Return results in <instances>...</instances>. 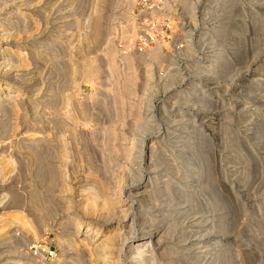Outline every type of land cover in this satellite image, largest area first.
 <instances>
[{"label":"rangeland","instance_id":"obj_1","mask_svg":"<svg viewBox=\"0 0 264 264\" xmlns=\"http://www.w3.org/2000/svg\"><path fill=\"white\" fill-rule=\"evenodd\" d=\"M103 1L105 0H98V1L97 0H94V1L92 0H79V1L78 0H41V1L39 0H16V1L15 0H0V9H2L0 10L1 11L0 21L2 20L3 16L5 17L6 15H11L7 20L4 21V24L0 25V29H5V28L10 29L9 28L10 25L15 21V23H13L12 24L13 26L11 27L14 29H17L20 36L18 35L19 37L17 36L15 38L14 37H11V38L14 40L13 42L19 41L20 45L26 48L22 50L25 53H27L26 59H28L27 60L28 63L31 60L30 62L31 64L30 63L28 64V65H31L28 70L26 69L28 67H24L23 69H15V71L13 70L15 74L11 71L7 72L6 69L5 70L3 69L0 72V80L7 81L18 87H21L20 90L18 91L21 93L19 94L15 93L13 95L15 97L13 99H15V102L18 105L17 108L15 107L11 108L12 104L10 105L9 101L7 100L0 102V104H5V105H8V107H10L9 109L7 108L6 112L4 110L0 111V120H1L0 123L1 124L3 123L2 125H0V151H1L0 153H2V155L0 154L1 155L0 157H4V158L11 157V160L13 159L14 162L13 161H10V162H13V165L15 164L14 166L13 165L6 166L9 168L8 169L5 167L6 162L4 163V161H7V160H2V161L0 160L1 161L0 166H3V167H0V171H1L0 172V185H1L0 186V217L3 216L4 214L5 215L4 218H1L2 221L5 218L10 219L11 216L15 214L16 212H18L19 210L18 213H20V216L23 215L22 219L26 221V223L29 224V226H27V229L29 227H30L29 230L36 229V236L28 237L27 234H22V231L20 233L19 229H21V227L18 224L13 223L11 225H4L3 227H0V232H2L0 234L2 236V237L0 236L2 238V241L0 239V241L2 242V244L0 242V247H1L0 248V255H1L0 262L1 264L3 263L4 264H33V263L38 264L41 261L43 263L41 262L40 264H44V262L45 264H57L56 261L54 260H56V258H58L60 254H64L67 257L66 264H74V262L71 261L72 259H69L71 258V256L74 257L75 255L73 254L72 247L69 248V251L64 253V251L61 250L57 239L60 233H64V231L68 232L69 229L67 227L69 228L71 227V226H67V225H70L68 223H65L67 227L64 224L62 225L59 224L61 220L65 218L67 215L70 216L71 218L79 216V218L81 217L82 221H87V222H90L93 219V218L91 219V217L88 218L87 216H85L83 211H81L82 209L80 208V205L78 206L79 202L82 200L81 198L82 195H80V191H82V189L80 186H82L83 188L84 186L87 185L86 182L88 183V185L87 187H84V188H88V186L90 188L91 186L89 184V180L88 179L85 180L84 178L89 177V176H90L89 179H93L91 178L93 176L96 178V180L97 178H99L100 181H103L111 189L113 188V184H116L119 179V182L122 183L123 181V186L127 187L130 181L127 179L128 180L127 182L126 177L131 173L132 169H135L136 167H138L135 159H133L132 157H129L130 160L129 158L125 159V156L124 157L121 156L122 154L120 155V152L114 151L113 153L114 149L110 147H112V145L113 147H117V145L121 147H127V146L131 147L132 146L131 147L133 150L132 152H135V153H132V156H134L139 150L138 149L139 145L141 143L144 144V145H141V148L142 146H144V158L138 162L139 166L142 168V171L144 173L146 172V168L150 164V160L148 157V154H149L148 147L151 146V144H153L156 147L160 146L162 150L164 146L168 147L170 145V142L172 141L173 137L185 136L187 135L188 132H192V130L199 131V129L202 130L200 133L202 136L199 134V136L192 139L193 141L190 140L191 143L190 141L188 142L190 146L192 145L194 146V145H198L197 142H199V140L200 142L203 141L202 143L204 144L200 143V147H198L200 148V150L198 149V152L200 153V160L202 163L207 160L206 162L203 163L204 164L203 166L205 168L204 171L207 173L202 172L205 174H200L202 175L200 176V181L197 183L195 182V185L197 187L200 186V189H201L200 194H199V198L201 201L198 200L200 201V203L199 202L196 203V206L199 208V209L197 208V210H200V213L199 214L196 212L195 213L197 215H200V220L202 218V221L204 222L202 227H200V231L201 229H203L202 231L205 235L203 234L204 236L203 235L201 236L202 233L200 232V243L201 241H204V240L213 241L215 238H216L215 241H217L218 243L216 245L213 243L212 245L208 243V245L206 246L207 248L210 246L208 250L209 254H205L206 257L205 258L201 257L199 260V259H194V257H197V254H194L195 251L191 250L192 246H190L192 244H196L195 238L189 237V239L186 240L184 243L182 242L183 244H181V242L178 243L176 238H172V239L168 238V240L164 239L159 246L155 245L156 246V259L159 260L158 263L165 264L166 261L168 262L170 258L172 257V255H170L167 252H164L163 250L166 247L169 248L170 246L171 247L173 245L176 246L177 244L175 248H177V250L179 251L181 250L180 252L182 253L178 257L179 260L182 259L183 261L185 260V262H187L189 261L190 258H193L192 259L193 264H213L214 262H212L213 260H211V258H213L212 254L218 253L217 251H220L221 248H224V247L228 250V254L233 255L235 252V254L238 255L236 258L237 261L235 264H258V263L264 264V256H263L264 255V132H263L264 131V0H229V1L228 0L227 1L226 0H188L189 2L186 0V2L188 3H186L184 0H180V1L179 0H148V5H153L150 9H156L155 11L158 13L160 18L162 19L172 18L176 20L178 19V17H180L182 19L181 21H184V27L182 29H179L180 27L178 29H130L131 24L133 22L135 24V13L138 8V5H137L138 0H106L104 3ZM96 2H99V7L101 6L100 8H98L99 10L97 9L98 6L96 7ZM228 5H232L231 7L235 8L236 10L233 9L234 11H232V8L230 6L228 7ZM67 6L69 7L67 8ZM95 8L97 9V11ZM101 8H102V12H101ZM11 10L14 12L12 13ZM48 11H51V12H48ZM97 12L102 15V20H103L102 26L103 25L105 26L102 27L104 32L102 33V37L100 36V38H98L99 42L98 41L94 42L96 41L94 37L89 36L90 34H92V28H90L91 27L90 23L92 22L91 21L92 20L91 17L93 16L92 14L97 13ZM218 15L221 17H219ZM76 18H78L79 20H77ZM19 20L22 22H20ZM76 21H81V22L79 23ZM10 22L11 24H9ZM75 22L77 24H75ZM84 22H87V23H84ZM78 24H81V26L80 25L77 26ZM25 25L28 26V28ZM30 25L32 28L29 27ZM20 26H23V27H20ZM38 26H39V29H38L39 31H37ZM227 26L229 28H227ZM40 28L42 29L40 30ZM89 28H90V31L88 30ZM29 30L31 31V34L33 33L32 37H29V35L31 36V34L29 33L30 32ZM26 31H28V33ZM131 33L132 34L135 33V35L134 34L132 35ZM176 33H179V34L181 33V34L179 35ZM202 36H205V37L202 38ZM89 37L94 39V41L91 39L92 41L90 40L91 42H89ZM147 37H148V41H146ZM5 41H7V38L2 39V36H0V50L1 51H2V47L7 46L6 44H4ZM57 42H61V43H57ZM66 42L67 44H65ZM156 43L157 45L159 44L162 45L161 53H163L162 54L163 58L161 57V59L159 58L158 60L156 59L154 60L153 58H151V56H148V52H147L148 51L147 48L150 49V47L156 46L155 45ZM70 44H72L73 47ZM85 44L87 45V47ZM66 45H68L67 48H66ZM217 45L219 47H217ZM44 46H46V48ZM188 46H189V49L190 47H192L191 50L188 49ZM62 49L63 51H61ZM67 49L69 51H67ZM78 49L79 51L81 50L80 53L78 52ZM45 50H47V52H45ZM218 50L220 52V56L218 57L219 61L217 60L215 63H213L214 61H211V60H213L216 57L215 54L218 53ZM81 52L84 54L82 55ZM41 53L43 56L42 58H39L38 55ZM61 54H64L63 58ZM126 54L127 55L129 54L130 57L133 59V64H130L131 61L128 58L126 59V56H125ZM166 54H169V55H166ZM46 58H48L49 61H46ZM55 58H57L56 61L54 60ZM43 59H44V62H43ZM109 61L114 64H111ZM71 62H73V64H71ZM77 63H79V65ZM81 63H83L84 65ZM126 63H128L129 65L128 64L126 65ZM89 64H91L92 67L89 66ZM80 65L82 67H80ZM158 65H161V66H158ZM111 66L114 67V70ZM127 66L129 67L126 68ZM60 67H62L63 69ZM71 67H73V70H68V69H72ZM89 68H92V69H89ZM125 69H128V71ZM198 69H200V71L204 69L205 70L204 73H206V75L204 73H202L204 76L201 74L197 75ZM209 69L211 70L214 69V70L213 72L212 71L210 72ZM17 70L18 72L19 71L20 72L18 73ZM40 70H42V73ZM76 70L79 72H76ZM70 71H74L73 76ZM2 72H3V75L1 74ZM66 72L69 74H67ZM122 72L124 74H122ZM125 73H127V75ZM36 74L37 76L39 75V77H37ZM54 74L55 76L53 77ZM86 74L88 75L90 74V75L88 76ZM130 74L132 76V77L130 76L131 77L130 79L132 80L127 81V77H129ZM147 74L150 75L151 77L148 76ZM6 75L9 77H7ZM16 75L20 77L23 76V78L25 77L24 79L26 80L22 78L23 79L22 81L20 77L16 79L15 78ZM78 75H81V76H78ZM133 75L135 76L137 75L138 76V77L136 76L137 79ZM215 76L219 78L215 79ZM27 77L29 79H27ZM113 77H116V78H113ZM118 77H120V79H118ZM19 78H20V82L21 83L23 82L22 84L19 83L18 81ZM60 78L62 79L60 80ZM67 80H68V83L66 82ZM113 81L115 85H113ZM121 81L125 83L123 84ZM126 83L129 84L127 88H126L127 86ZM58 84H60V86ZM195 86H196V89H198L197 92L193 91V89H195ZM111 87L114 93L110 92L112 91ZM62 88H66V89H62ZM121 88L123 90H121ZM124 88L128 90V92H126ZM200 88L207 90V92L202 93L203 90L200 91ZM51 90H52V93L50 95V98H52L53 95L54 96L57 95L56 97L51 99V100H54V102H50L49 100L50 98H48L49 96L48 94H50L49 92H51ZM123 94H124V97L122 96ZM43 95L44 97H42ZM118 95L119 97L117 98L116 96ZM16 96L19 98H16ZM207 96L210 98H208ZM114 97L117 98L118 100L115 99ZM41 98H43V100ZM187 98L189 99L186 100ZM181 99L185 100L186 102ZM210 99H213L214 101ZM46 101H49V102H46ZM60 101L62 102L61 104L59 103ZM71 101H74L73 102L74 104H72ZM86 101L88 102L87 104H86ZM103 101L104 103H102ZM170 101L171 102L174 101L175 103L174 102L171 103ZM68 104L70 108L68 107ZM83 104L85 106H89V105L91 106L85 107ZM59 105H62V106L58 107ZM72 105L73 106L75 105V107L72 108ZM133 106L135 108H133ZM86 108L88 109L86 110ZM10 109L12 111L15 109L17 110L16 112L12 113ZM3 111L5 114L3 113ZM9 111H11L10 112L11 115H9ZM54 111L56 112L55 114H54ZM65 112L66 114L71 113L70 114L71 116L72 114L74 115L73 116L74 122H71L70 124L69 119H68V122L66 121V118H64L63 116L65 115ZM122 112H123V115H121ZM182 112L184 113V117H183L184 121L187 120L190 122L186 121V124L183 128H180V127L172 128V126L176 125L172 121L175 118L179 119L180 118L179 116ZM110 114L111 116L112 115L113 116L110 117ZM36 115L38 118L36 117ZM55 115L63 116L62 119H65V124L62 125L61 123H59V125L58 124L56 125L55 123L54 125H56V127L54 128V125H53L54 121H50L49 123V120H52L53 116ZM96 115L98 116V118ZM4 116H7V118ZM138 116H141V117L138 118ZM40 117H41V120H40ZM48 118L49 120H47ZM58 118L61 119L60 116H58ZM89 118L91 120H89ZM150 118L152 119L154 125L156 126L157 124V126L154 129L144 134L141 128H137L139 127L138 125L139 122L137 121L135 122V119L136 120L142 119L140 121H143V120L146 121L147 119H150ZM83 120L86 122L87 126ZM110 120L113 124L110 122ZM73 123H75V125H73ZM64 125L65 127L68 125L69 128L68 127L67 129H65V127L63 128ZM72 125L74 127H72ZM114 125L116 128L114 127ZM49 127H51L52 129ZM192 127H194V129H192ZM72 128L74 129V131L71 130ZM39 129L40 131H42L41 133L42 135H44V137H46L47 141L44 139L43 142L38 143L35 140L31 139V134L33 132H37ZM69 129L72 132H70ZM107 129L108 131H105ZM116 130L118 134L115 135L116 133H114V136H113V132H116ZM91 131L92 133H90ZM103 131L105 132L103 133ZM28 132H29V135H27ZM96 133H98V136ZM47 134H51V135H47ZM92 134H95V135H92ZM60 136L63 138V140ZM192 136L194 135L192 134ZM23 137L24 139H21ZM47 137L49 139H47ZM112 137H113V140H111ZM120 137H122L123 139ZM25 138H27L28 140ZM90 138H92V141L90 140ZM125 138H128V140H126L125 142H122ZM203 139L206 141H204ZM6 140H8L9 143L6 142ZM21 140H24V142ZM85 140L89 142L87 143V141ZM27 141H29V143H27ZM57 141L59 142L57 143ZM112 142H114L115 144H113ZM59 143L62 146H60ZM62 143H65L66 145L65 144L63 145ZM89 143H92V144H89ZM28 145L29 146L32 145V148L28 147ZM63 146H66L67 148H64ZM38 147L40 150L38 149ZM62 147L63 149H66V150H63ZM20 148L22 150H20ZM43 148L44 150H47V151H49L50 148L51 150L46 153L43 150ZM104 148H107V150L103 151ZM30 149L36 150L37 152L39 151L41 156H45V157H42V159L46 160L45 163L50 164V165L52 164L53 167L57 165L58 168L59 167L62 168V169L60 168L58 169L56 167V169L60 171V174L56 175L58 177L56 178V182L57 181L61 182V185L58 184V182L57 183L54 182L53 184H55L56 186H53L52 189H50L51 187H49L50 186L49 183H51V181L49 180L51 177L49 176V174L44 171L39 172L38 167H39V170L41 169V167L37 166L39 165L38 163L37 164L31 163V165H33L31 166L29 163L30 160L29 159L25 160L27 158L26 153ZM62 150L66 153H64ZM40 151L41 152L44 151L43 154L45 155L41 154ZM3 153H6V156L3 155ZM117 153H119L118 155H120L121 157H118ZM10 154L11 156H8ZM60 154L61 155L64 154V155L61 156ZM65 154L67 155L68 158L66 157ZM105 154L106 156L104 157ZM86 155H91V156L93 155V156L87 157ZM53 157H57V158L53 159ZM58 157L60 160H58ZM204 157L206 158L205 160H204ZM202 158H203V161H202ZM16 159H19V160H16ZM186 159H182V162H184ZM105 160L106 161L110 160V161L106 162ZM115 160L117 161L115 162ZM7 162L9 163V161ZM25 162L28 163V165H26ZM111 162H113V164H111ZM185 162L182 163V165L185 164ZM8 163L6 164L7 165L11 164V163L9 164ZM98 163L100 166L96 165ZM29 165L31 166V168ZM105 165H106L107 173L105 170ZM24 167L25 168L27 167V168L25 169ZM97 167L98 169L100 168L99 169L100 171L99 170L95 171ZM1 168H4V169L1 170ZM20 168H23V170L25 171H23ZM35 169L37 173L35 172ZM90 169H93V171L92 170L91 171L93 173L95 172L94 173L95 175L96 174L98 175V173H100L101 175L100 174L98 176L93 175ZM108 170L110 171L108 172ZM13 171L15 174L13 173ZM61 171H63L62 174H61ZM88 171L90 172L91 175H87L89 173ZM121 171L123 172L121 173ZM4 172H6V174ZM34 173L35 175H33ZM41 173H43L46 177L43 175L45 178L41 179L42 177L40 176L42 175H39ZM108 173L110 174L112 173V174L110 175ZM247 174L249 175L247 176ZM203 176L205 177L206 180H203L204 179ZM207 176L209 179L207 178ZM59 178L60 180H57ZM46 180L49 181L47 182L49 185V186L47 185L48 187L45 186V184H47ZM62 181L66 183L65 184V187L67 186L66 190L70 189L72 190V193L71 191L66 192V190H64L65 187L62 188L64 186V183ZM206 181H208L209 183ZM43 183L45 184L43 185ZM123 186L121 187V189L123 190L122 199L125 202L124 204H126L130 201V198L128 197L127 194L124 195V191L126 187H123ZM60 189L61 191H63V193L60 191ZM51 191L53 193H51ZM64 191L67 193V195L65 194ZM13 192L14 194H11ZM36 195H39V196L35 198ZM211 197H217L219 202L221 200V204L219 205H223V204L224 205L216 209L215 208L216 204L214 202H211V200H209ZM76 198L79 199L80 201L79 200H78L79 202L76 201L77 200ZM45 199L53 200V201L51 200L53 205L52 203H49L50 208H52L51 210L48 209L49 208L48 205L47 206L44 205L46 204V202L50 200L46 201ZM67 201L71 202L72 204L76 202L74 205L77 204V206L71 205L70 207H68L67 204L64 203ZM206 203L207 204L212 203V204L207 205ZM60 204L61 206H59ZM35 205L38 207H36ZM65 205L67 208L65 207ZM34 207H36L38 210L35 211ZM138 207L139 206L136 205V208ZM221 207L223 210L221 209ZM53 209L55 210L57 209V212ZM44 210H47V211H44ZM217 210L218 211L220 210V211L218 212ZM41 211L44 213H42ZM48 211L49 212L51 211V213H48ZM4 212H7V213H4ZM39 214H41V217L46 216L44 220L43 218L39 216ZM83 214H84V217H83ZM218 214L221 216H219ZM26 215L27 217H25ZM193 216H194L193 214L189 215L187 220H192ZM213 216L215 217V219L213 218ZM39 219H42L43 222L42 220L39 221ZM221 219L227 221L226 222L227 231L224 232V234L216 233L214 229L208 228V227H212L211 225L221 224L222 223ZM1 224L2 223L0 222V226H2ZM56 227L58 229L61 228V230H56L57 229ZM102 227H103L102 229H104V226ZM65 228H67L68 230H64ZM1 229H3L4 232L1 231ZM17 229L19 232L17 231L18 233L16 232V235L12 236V234L15 232L14 230H17ZM56 231L60 233H58L57 235ZM7 233L9 235H7ZM2 234H4V236ZM4 237H7V238H4ZM28 239H30L29 242H28ZM4 241L6 243H4ZM7 244H9L10 246L12 245V246L10 247ZM2 247L3 248L5 247L6 250H4ZM182 247H184L183 248L184 252H182L183 251ZM14 248H16L15 251L17 250L19 252H15ZM10 249L13 252H11ZM230 251L232 253H230ZM68 252L73 255L69 254ZM186 252L188 253L189 257L186 255L187 254ZM81 253L82 252H80V254H78L77 256L81 255ZM165 253H167V255ZM85 254L79 257H82V256L84 257L86 256ZM39 256H41L42 258ZM36 259L38 260V262ZM5 260H7L8 262ZM82 264H85V263L83 262Z\"/></svg>","mask_w":264,"mask_h":264},{"label":"bare ground","instance_id":"obj_2","mask_svg":"<svg viewBox=\"0 0 264 264\" xmlns=\"http://www.w3.org/2000/svg\"><path fill=\"white\" fill-rule=\"evenodd\" d=\"M16 1V0H15ZM39 1H41V0H39ZM79 1V0H78ZM92 1H94V0H92ZM98 1V0H97ZM106 1V0H105ZM105 1H103V3L105 2ZM180 1V0H179ZM185 2H186V0H184ZM188 1V0H187ZM227 1V0H226ZM229 1V0H228ZM68 2V1H67ZM70 2V1H69ZM72 2V1H71ZM100 2V1H99ZM99 2H96V7H97V9L98 8H100L99 7ZM102 2V1H101ZM189 2V1H188ZM188 2H186V3H188ZM218 2H220V1H218ZM238 2V1H237ZM240 2V1H239ZM2 3V2H1ZM10 3V2H9ZM25 3V2H24ZM97 3H98V5H97ZM229 3V2H228ZM233 3V2H232ZM231 3V4H232ZM8 4V3H7ZM55 4V3H54ZM71 4V3H70ZM101 4V3H100ZM212 4V3H211ZM103 5V4H102ZM107 5V4H106ZM111 5V4H110ZM185 5V4H184ZM183 5V6H184ZM189 5H191V4H189ZM188 5V6H189ZM63 6V5H62ZM212 6V5H211ZM225 6V5H224ZM231 7L232 5H228V7ZM5 7V6H4ZM4 7H2V8H4ZM52 7V6H51ZM69 6H67V8H68ZM73 7V6H72ZM129 7V6H128ZM185 7V6H184ZM219 7H220V5H219ZM223 7V6H222ZM221 7V8H222ZM232 8V11H234V10H236L235 8H233V7H231ZM96 9V8H95ZM97 9H96V11H97ZM104 9H105V7H104ZM188 9V8H187ZM225 9H226V7H225ZM234 9V10H233ZM0 10H2V9H0ZM13 10V9H12ZM11 10V11H12ZM63 10V9H62ZM61 10V11H62ZM74 10V9H73ZM99 10V9H98ZM107 10V9H106ZM204 10V9H203ZM227 10H229V9H227ZM8 11V10H7ZM190 11H192V10H190ZM1 12V11H0ZM10 12V11H9ZM14 11H12V13H13ZM48 12H51V11H48ZM101 12H102V8H101ZM214 12V11H213ZM20 13V12H19ZM92 13V12H91ZM107 13V12H106ZM207 13H208V11H207ZM239 13V12H238ZM2 14V13H1ZM7 14H8V12H7ZM50 14V13H49ZM70 14V13H69ZM72 14V13H71ZM97 14V15H96ZM221 14H223V13H221ZM230 14V13H229ZM246 14V13H245ZM46 15V14H45ZM93 16L91 17V27L90 28H92V34H90L89 36H93L94 37V39L96 40V41H94V39H92L91 37H89V42H91L92 40L94 41V42H97L98 41V38H100V36L102 37V33L104 32V30H103V26H105V25H103L102 26V15L100 14V13H94V14H92ZM211 15V14H210ZM255 15V14H254ZM11 15H6L5 17L3 16V18H2V20L0 21V25H2V24H4V21L5 20H7L9 17H10ZM13 16V15H12ZM42 16H44V15H42ZM68 16V15H67ZM216 16V15H215ZM214 16V17H215ZM219 16V15H218ZM223 16V15H222ZM253 16V15H252ZM39 17V16H38ZM94 17V18H93ZM219 17H221V16H219ZM19 18V17H18ZM65 18V17H64ZM67 18V17H66ZM218 18V17H217ZM21 19V18H20ZM75 19V18H74ZM77 20H79L78 18H76ZM22 20V19H21ZM34 20V19H33ZM39 20V19H38ZM53 20V19H52ZM86 20H88V19H86ZM90 20V19H89ZM104 20H105V18H104ZM114 20V19H113ZM223 20V19H222ZM232 20V19H231ZM260 20V19H259ZM20 21V20H19ZM36 21V20H35ZM54 21V20H53ZM108 21V20H107ZM226 21V20H225ZM257 21V20H256ZM18 22V21H17ZM16 22V23H17ZM20 22H22V21H20ZM25 22V21H24ZM34 22V21H33ZM76 22H81V21H76ZM75 22V24H77ZM106 22V21H105ZM104 22V23H105ZM260 22V21H259ZM262 22V21H261ZM13 23H15V21L13 22ZM12 23V24H13ZM71 23V22H70ZM84 23H87V22H84ZM89 23V22H88ZM224 23V22H223ZM258 23V22H257ZM9 24H11V22L9 23ZM10 25V29H7V28H5V29H0V36H2V39H6L7 38V41H5L4 42V44H6L7 46L6 47H2V51L0 50V72L4 69H6V71L7 72H13V70L15 71V69H23L24 67H28V68H26L27 70L29 69V67L31 66V65H28L30 62H31V60H30V62L28 63V59H26V55H27V53H25L22 49H26V48H24V47H22L21 45H20V42L19 41H17V42H13L14 40L11 38V37H17L18 35H19V33H18V30L17 29H14V28H12L11 26H13V25ZM19 24V23H18ZM90 24H89V26H90ZM246 24V23H245ZM244 24V25H245ZM20 25V24H19ZM18 25V26H19ZM23 25V24H22ZM32 25V24H31ZM31 25L29 26V27H31ZM40 25V24H39ZM81 26V24H78L77 26ZM230 25V24H229ZM234 25V24H233ZM257 25H259V24H257ZM26 26V25H25ZM43 26H45V25H43ZM72 26V25H71ZM73 26H74V24H73ZM86 26V25H85ZM88 26V25H87ZM15 27V26H14ZM17 27V26H16ZM20 27H23V26H20ZM27 28H28V26H26ZM41 27V26H40ZM66 27V26H65ZM131 27H132V25H131ZM263 27V26H262ZM261 27V28H262ZM32 28V27H31ZM34 28V27H33ZM71 28V27H70ZM78 28V27H77ZM90 28L88 29L89 31H90ZM179 28V27H178ZM227 28H229L228 26H227ZM19 29V28H18ZM30 29V28H29ZM35 29V28H34ZM39 29V26L37 27V31H39L38 30ZM42 28H40V30H41ZM60 29V28H59ZM259 29V28H258ZM23 30V29H22ZM21 30V31H22ZM31 30V29H30ZM29 30V31H30ZM33 31V30H32ZM36 31V30H35ZM34 31V32H35ZM66 31V30H65ZM70 31V30H69ZM27 33H28V31H26ZM60 32V31H59ZM80 32V31H79ZM87 32V31H86ZM136 32V31H135ZM244 32H246V31H244ZM249 32V31H248ZM30 34H31V31L29 32ZM61 33V32H60ZM137 33V32H136ZM224 33V32H223ZM223 33H221V34H223ZM59 34V33H58ZM84 34H85V32H84ZM132 34V33H131ZM134 35H135V33H133ZM132 34V35H133ZM176 34H179V33H176ZM181 34V33H180ZM179 34V35H180ZM203 34V33H202ZM251 34V33H250ZM38 35V34H37ZM104 35V34H103ZM7 36V37H6ZM20 36V35H19ZM18 36V37H19ZM28 36V35H27ZM33 36V33L31 34V36L29 35V37H32ZM36 36V35H35ZM60 36H62V35H60ZM237 36V35H236ZM4 37H6V38H4ZM10 38V40H9V38ZM75 37V36H74ZM85 37V36H84ZM83 37V38H84ZM96 37V38H95ZM203 37H205V36H202V38ZM44 38V37H43ZM68 38V37H67ZM66 38V39H67ZM73 38V37H72ZM246 38V37H245ZM27 39V38H26ZM29 39V38H28ZM92 39V40H91ZM52 40V39H51ZM50 40V41H51ZM80 40V39H79ZM85 40V39H84ZM91 40V41H90ZM58 41V40H57ZM100 41H101V39H100ZM40 42V41H39ZM55 42V41H54ZM67 42H69V41H67ZM67 42L65 43V44H67ZM71 42V41H70ZM72 42H73V40H72ZM99 42V41H98ZM238 42V41H237ZM57 43H61V42H57ZM56 43V44H57ZM63 43V42H62ZM85 43H86V41H85ZM49 44V43H48ZM64 44V43H63ZM88 44V43H87ZM46 45V44H45ZM58 45V44H57ZM60 45V44H59ZM71 46H72V44H70ZM79 45V44H78ZM86 45V44H85ZM91 45V44H90ZM97 45V44H96ZM129 45H130V43H129ZM156 46H152V47H150V49L149 48H147L148 49V56H151V58H153L154 60L156 59V60H158L159 58L161 59V57H162V54L163 53H161V47H162V45H157V43L155 44ZM67 46L68 45H66V48H67ZM189 46H191V45H189ZM189 46H188V49H189ZM214 46V45H213ZM37 47H39V46H37ZM45 48H46V46H44ZM58 47V46H57ZM73 47V46H72ZM86 47H87V45H86ZM124 47V46H123ZM149 47V46H148ZM217 47H219L218 45H217ZM44 48V49H45ZM75 48V47H74ZM74 48H73V50H74ZM83 48V47H82ZM126 48V47H125ZM124 48V49H125ZM191 48L192 47H190V49L189 50H191ZM40 49V48H39ZM42 49H43V47H42ZM69 49V48H68ZM67 49V51H69ZM77 49V48H76ZM88 49V48H87ZM91 49V48H90ZM129 49V48H128ZM186 49V48H185ZM48 50V49H47ZM47 50H45V52H47ZM56 50H57V48H56ZM130 50V49H129ZM37 51V50H36ZM53 51V50H52ZM60 51V50H59ZM61 51H63V49L61 50ZM65 51V50H64ZM77 51V50H76ZM81 51V50H80ZM80 51H79V49H78V52L80 53ZM88 51V50H87ZM30 52V51H29ZM40 52V51H39ZM54 52V51H53ZM56 53V52H55ZM82 53V52H81ZM124 53V52H123ZM143 53V52H142ZM237 53H238V51H237ZM31 54V53H30ZM44 54V53H43ZM46 54V53H45ZM64 54H65V52H64ZM64 54H61V56H62V58H63V56H64ZM68 54H70V53H68ZM84 53H82V55H83ZM108 54V53H107ZM222 54V53H221ZM225 54H227V53H225ZM240 54V53H239ZM37 55V54H36ZM81 55V56H82ZM117 55V54H116ZM145 55V54H144ZM166 55H169V54H166ZM216 55V57L213 59V60H211V61H214L213 63H215L217 60H218V57L220 56V52H219V50H218V53H216L215 54ZM235 55V54H234ZM39 56V58H42V53L41 54H39L38 55ZM56 56H58V55H56ZM55 56V57H56ZM72 56V55H71ZM111 56V55H110ZM126 56V59L128 58L130 61H131V63L130 64H133V59L130 57V55L128 54H126L125 55ZM223 56V55H222ZM226 57V56H225ZM32 58V57H31ZM53 58V57H52ZM75 58V57H74ZM83 58V57H82ZM163 58V57H162ZM167 58V57H166ZM221 58V57H220ZM34 59H36V58H34ZM56 59L57 58H55L54 60L56 61ZM60 59V58H59ZM93 59H95V58H93ZM228 59V58H227ZM36 60H38V59H36ZM68 60V59H67ZM66 60V61H67ZM84 60H85V58H84ZM115 60V59H114ZM135 60V59H134ZM163 60V59H162ZM46 61H49L48 60V58H46ZM46 61H45V63H46ZM60 61V60H59ZM64 61V60H63ZM82 61H83V59H82ZM89 61H91V60H89ZM111 61H113V60H111ZM161 61V60H160ZM219 61V60H218ZM43 62H44V59H43ZM52 62H54V61H52ZM68 62V61H67ZM76 62V61H75ZM77 62H79V61H77ZM96 62V61H95ZM94 62V63H95ZM110 62V61H109ZM115 62V61H114ZM34 63V62H33ZM39 63V62H38ZM48 63V62H47ZM58 63V62H57ZM66 63V62H65ZM85 63V62H84ZM94 63H92V64H94ZM111 63V62H110ZM117 63V62H116ZM135 63H136V61H135ZM156 63H157V61H156ZM159 63V62H158ZM218 63V62H217ZM31 64V63H30ZM56 64V63H55ZM67 64V63H66ZM71 64H73V62H71ZM78 65H79V63H77ZM81 64H83V63H81ZM111 64H114V63H111ZM128 63H126V65H127ZM142 64V63H141ZM34 65V64H33ZM37 65V64H36ZM43 65V64H42ZM61 65H63V64H61ZM75 65V64H74ZM84 65V64H83ZM88 65V64H87ZM86 65V66H87ZM129 65V64H128ZM211 65V64H210ZM227 65V64H226ZM229 65V64H228ZM39 66V65H38ZM68 66H70V65H68ZM73 66V65H72ZM77 66V65H76ZM89 66H91L92 67V65L91 64H89ZM114 66V65H113ZM115 66H116V64H115ZM132 66V65H131ZM158 66H161V65H158ZM36 67V66H35ZM56 67V66H55ZM66 67V66H65ZM74 67V66H73ZM73 67H71L72 69H68V70H73ZM80 67H82L81 65H80ZM110 67V66H109ZM112 67V66H111ZM119 67V66H118ZM129 66H127L126 68H128ZM147 67H149V66H147ZM199 67H200V65H199ZM216 67V66H215ZM60 68H62V67H60ZM67 68H69V67H67ZM75 68V67H74ZM84 68V67H83ZM96 68V67H95ZM113 68V70H114V67H112ZM116 68H117V66H116ZM120 68V67H119ZM118 68V69H119ZM131 68V67H130ZM133 68V67H132ZM161 68V67H160ZM211 68V67H210ZM217 68V67H216ZM63 69V68H62ZM66 69V68H65ZM64 69V70H65ZM76 69V68H75ZM77 69H79V68H77ZM89 69H92V68H89ZM117 69V70H118ZM121 69V68H120ZM134 69V68H133ZM150 69V68H149ZM215 69V68H214ZM213 69V70H214ZM53 70V69H52ZM82 70V69H81ZM98 70H100V69H98ZM111 70V69H110ZM125 70H127L128 71V69H125ZM132 70V69H131ZM135 70V69H134ZM196 70V69H195ZM213 70H211V69H209V71L211 72H213ZM22 71V70H21ZM36 71V70H35ZM41 71V73H42V70H40ZM62 71V70H61ZM97 71V70H96ZM112 71V70H111ZM147 71V70H146ZM204 69L203 70H201L200 71V69H198V73H197V75H203L202 73H204ZM4 72V71H3ZM3 72L1 73L2 75H3ZM17 72H18V70H17ZM16 72V73H17ZM20 72V71H19ZM18 72V73H19ZM57 72H59V71H57ZM69 72V71H68ZM71 73H72V76H73V72L74 71H70ZM76 72H79V71H77L76 70ZM75 72V73H76ZM89 72V71H88ZM95 72V71H94ZM215 72V71H214ZM14 74H15V72H13ZM25 73V72H24ZM61 73V72H60ZM64 73V72H63ZM67 73V72H66ZM102 73V72H101ZM113 73V72H112ZM120 73V72H119ZM118 73V74H119ZM209 73V72H208ZM230 73V72H229ZM7 74V73H6ZM48 74V73H47ZM53 74V73H52ZM58 74V73H57ZM67 74H69V73H67ZM79 74V73H78ZM82 74V73H81ZM96 74V73H95ZM114 74V73H113ZM112 74V75H113ZM116 74H117V72H116ZM122 74H124L123 72H122ZM126 75H127V73H125ZM146 74V73H145ZM170 74H171V72H170ZM205 75H206V73H204ZM218 74V73H217ZM8 75V74H7ZM6 75V76H7ZM41 75V74H40ZM51 75V74H50ZM71 75V74H70ZM74 75H76V74H74ZM86 75H88V74H86ZM90 75V74H89ZM88 75V76H89ZM93 75V74H92ZM98 75V74H97ZM148 75V74H147ZM216 75V74H215ZM4 76H5V74H4ZM25 76V75H24ZM36 76H37V74H36ZM55 76V74L53 75V77ZM78 76H81V75H78ZM118 76H120V75H118ZM131 74L129 75V77H127V81H131L132 79H130L131 77ZM133 76H135V75H133ZM137 76V75H136ZM135 76V77H136ZM148 76H150V75H148ZM180 76V75H179ZM204 76V75H203ZM224 76V75H223ZM7 77H9V76H7ZM18 77H20V76H17L16 75V79L18 78ZM37 77H39V75L37 76ZM46 77H48V76H46ZM66 77V76H65ZM92 77V76H91ZM138 77V76H137ZM137 77H136V79H137ZM151 77V76H150ZM149 77V78H150ZM21 79L23 78V76L22 77H20ZM20 78H19V83H21L20 82ZM25 78V77H24ZM23 78V79H24ZM69 78V77H68ZM70 78H72V77H70ZM113 78H116V77H113ZM148 78V77H147ZM216 78H219V77H216L215 76V79ZM23 79H22V81H23ZM27 79H29L28 77H27ZM35 79V78H34ZM34 79H32V80H34ZM62 78H60V80H61ZM118 79H120V77H118ZM134 79V78H133ZM9 80V79H8ZM24 80H26V79H24ZM66 80V79H65ZM115 80V79H114ZM122 80V79H121ZM28 81V80H27ZM58 81V80H57ZM71 81V80H70ZM123 81V80H122ZM121 81V82H122ZM134 81V80H133ZM137 81V80H136ZM59 82V81H58ZM57 82V83H58ZM65 82V81H64ZM67 83H68V80L66 81ZM219 82V81H218ZM18 83V82H17ZM23 83V82H22ZM21 83V84H22ZM50 83V82H49ZM123 84L125 83V82H122ZM256 83V82H255ZM258 83H259V81H258ZM28 84V83H27ZM63 84V83H62ZM116 84H117V82H116ZM119 84H120V82H119ZM219 84V83H218ZM18 85V84H17ZM20 85V84H19ZM40 85V84H39ZM52 85V84H51ZM55 85V84H54ZM59 86H60V84H58ZM72 85V84H71ZM113 85H115L114 84V81H113ZM126 88L128 87V85L129 84H127L126 83ZM193 85V84H192ZM257 85V84H256ZM21 86V85H20ZM121 86V85H120ZM134 86V85H133ZM136 86V85H135ZM252 86V85H251ZM29 87V86H28ZM40 87V86H39ZM54 87V86H53ZM66 87V86H65ZM112 87H114V86H112ZM112 87H111V89H112ZM201 87V86H200ZM261 87V86H260ZM20 88L21 87H18V86H16V85H14V84H12V83H10V82H7V81H2V80H0V102H3V101H9V103H10V105L12 104V106H11V108L13 107H15V108H17V103L15 102V99H13V98H15L13 95L15 94V93H21V92H18L19 90H20ZM34 88V87H33ZM52 88V87H51ZM68 88H69V86H68ZM214 88V87H213ZM55 89V88H54ZM59 89V88H58ZM62 89H66V88H62ZM77 89V88H76ZM125 89V88H124ZM129 89V88H128ZM217 89V88H216ZM260 89V88H259ZM39 90H40V88H39ZM61 90V89H60ZM121 90H123L122 88H121ZM126 90V89H125ZM131 90V89H130ZM186 90V89H185ZM203 90V91H202ZM56 91V90H55ZM73 91V90H72ZM120 91V90H119ZM132 91V90H131ZM190 91V90H189ZM193 91L194 92H197L198 91V89H196V86H195V89H193ZM200 91H202V93H204V92H207V90H205V89H201L200 88ZM53 92H54V90H53ZM69 92V91H68ZM110 92H112V93H114L113 92V89H112V91H110ZM126 92H128V90H126ZM144 92V91H143ZM50 94H48L47 96H48V98H50V95H51V93H52V90H51V92H49ZM61 93V92H60ZM65 93H66V91H65ZM112 93H110V94H112ZM118 93H120V92H118ZM124 93V92H123ZM130 93H132V92H130ZM129 93V94H130ZM153 93V92H152ZM175 93V92H174ZM211 93V92H210ZM55 94V93H54ZM74 94V93H73ZM116 94V93H115ZM126 94V93H125ZM21 95V94H20ZM46 96V97H47ZM57 95H53L52 96V98H54V97H56ZM115 96V95H114ZM123 97H124V94L122 95ZM129 96H131V95H129ZM145 96V95H144ZM21 97V96H20ZM42 97H44V95L42 96ZM74 97V96H73ZM117 98L119 97V95L118 96H116ZM147 97V96H146ZM175 97H177V96H175ZM182 97V96H181ZM198 97V96H197ZM205 97V96H204ZM208 97V96H207ZM16 98H19V97H17L16 96ZM22 98V97H21ZM47 98V99H48ZM52 98H50L49 100H50V102H54V100H51ZM115 98V97H114ZM117 98H115V99H117ZM121 98V97H120ZM136 98H138V97H136ZM208 98H210V97H208ZM212 98V97H211ZM42 100H43V98H41ZM56 99V98H55ZM57 99H58V97H57ZM56 99V100H57ZM60 99V98H59ZM66 99V98H65ZM65 99H63V100H65ZM100 99H101V97H100ZM123 99V98H122ZM126 99V98H125ZM124 99V100H125ZM130 99V98H129ZM128 99V100H129ZM145 99V98H144ZM189 98H187L186 100H188ZM240 99V98H239ZM248 99V98H247ZM254 99V98H253ZM19 100V99H18ZM37 100V99H36ZM118 100V99H117ZM127 100V101H128ZM181 100H183V99H181ZM210 100H213V99H210ZM218 100V99H217ZM236 100V99H235ZM249 100V99H248ZM74 101H76V100H74ZM74 101H71L72 102V104H74L73 102ZM85 101V100H84ZM88 101V100H87ZM86 101V104L88 103ZM101 101V100H100ZM116 101V100H115ZM140 101V100H139ZM145 101V100H144ZM183 101H185V100H183ZM214 101V100H213ZM42 102V101H41ZM46 102H49V101H46ZM65 102V101H64ZM63 102V103H64ZM82 102V101H81ZM147 102V101H146ZM171 102V101H170ZM172 102H174V101H172ZM171 102V103H172ZM178 102H179V100H178ZM186 102V101H185ZM201 102V101H200ZM199 102V103H200ZM9 103H7V104H9ZM37 103H39V102H37ZM60 104L62 103L61 101L59 102ZM68 103H69V101H68ZM85 103V102H84ZM102 103H104V101L102 102ZM121 103V102H120ZM123 103V102H122ZM128 103V102H127ZM135 103V102H134ZM175 103V102H174ZM182 103V102H181ZM189 103V102H188ZM203 103V102H202ZM49 104V103H48ZM57 104V103H56ZM65 104V103H64ZM77 104V103H76ZM79 104V103H78ZM129 104H131V103H129ZM208 104V103H207ZM216 104V103H215ZM53 105V104H52ZM51 105V106H52ZM66 105V104H65ZM84 105V104H83ZM143 105V104H142ZM211 105V104H210ZM39 106V105H38ZM49 106V105H48ZM60 106H62V105H59L58 107H60ZM64 106V105H63ZM85 106V105H84ZM89 106H91V105H89ZM89 106H85V107H89ZM120 106V105H119ZM118 106V107H119ZM126 106V105H125ZM206 106V105H205ZM228 106H229V104H228ZM22 107V106H21ZM55 107V106H54ZM68 107H69V104H68ZM73 107H75V105L73 106L72 105V108ZM129 107V106H128ZM147 107H149V106H147ZM7 108L9 109L10 107H8V105H5V104H0V111L1 110H4L5 112H6V110H7ZM38 108V107H37ZM46 108V107H45ZM50 108V107H49ZM70 108V107H69ZM77 108V107H76ZM75 108V109H76ZM105 108V107H104ZM133 108H135L134 106H133ZM137 108V107H136ZM139 108V107H138ZM218 108V107H217ZM35 109V108H34ZM44 109V108H43ZM51 109V108H50ZM58 109H60V108H58ZM88 108H86V110H87ZM118 109V108H117ZM116 109V110H117ZM11 110V109H10ZM16 110L17 109H15V110H11L12 111V113L13 112H16ZM49 110V109H48ZM53 110H55V109H53ZM63 110V109H62ZM62 110H61V112H62ZM68 110V109H67ZM82 110H84V109H82ZM86 110H84V111H86ZM141 110V109H140ZM214 110V109H213ZM4 111H3V113H4ZM11 111H9V115H11L10 114V112ZM35 111V110H34ZM37 111V110H36ZM39 111V110H38ZM43 111H45V110H43ZM47 111V110H46ZM64 111V110H63ZM90 111H92V110H90ZM110 111V110H109ZM120 111V110H119ZM123 111V110H122ZM60 112V113H61ZM74 112V111H73ZM77 112V111H76ZM79 112V111H78ZM94 112V111H93ZM96 112H98V111H96ZM103 112H105V111H103ZM117 112V111H116ZM130 112V111H129ZM19 113V112H18ZM24 113V112H23ZM37 113V112H36ZM48 113H50V112H48ZM56 112L54 111V114H55ZM75 113V112H74ZM89 113V112H88ZM95 113V112H94ZM133 113V112H132ZM131 113V114H132ZM5 114V113H4ZM3 114V115H4ZM22 114V113H21ZM26 114V113H25ZM42 114V113H41ZM44 114V113H43ZM53 114V113H52ZM59 114V113H58ZM71 113H69V114H66V112H65V115H63L64 116V118H66V121L68 122V119H69V123L71 124V122H74V119H73V114H72V116L70 115ZM78 114V113H77ZM80 114V113H79ZM92 114V113H91ZM136 114V113H135ZM138 114V113H137ZM142 114V113H141ZM256 114V113H255ZM46 115V114H45ZM57 115V114H56ZM53 116V118H52V120H49V118L47 119V120H49V123H50V121H54L53 122V125L56 123V125L58 124L59 125V123H61L62 125L63 124H65V119H62L63 118V116H61V115H58V116H60V118L61 119H59L58 118V116ZM93 115V114H92ZM91 115V116H92ZM102 115V114H101ZM105 115V114H104ZM109 115V114H108ZM117 115H118V113H117ZM121 115H123V112H122V114ZM120 115V116H121ZM133 115V114H132ZM44 116V115H43ZM50 116V115H49ZM80 116V115H79ZM97 116V115H96ZM113 116V115H112ZM111 116V114H110V117H112ZM126 116V115H125ZM150 116V115H149ZM168 116V115H167ZM179 116V115H178ZM189 116V115H188ZM4 117H6L7 118V116H4ZM4 117H3V119H4ZM9 117V116H8ZM36 117H37V115H36ZM45 117V116H44ZM51 117H52V115H51ZM93 117V116H92ZM102 117V116H101ZM105 117V116H104ZM115 117V116H114ZM136 117V116H135ZM139 117H141V116H138V118ZM180 118L178 119V118H175L172 122L174 123V124H176L175 126H172V128H177V127H180V128H183L184 126H185V124H186V121L187 120H185L184 121V119H183V117H184V113L182 112L181 114H180V116H179ZM227 117V116H226ZM38 118V117H37ZM36 118V119H37ZM77 118V117H76ZM95 118V117H94ZM97 118H98V116H97ZM100 118V117H99ZM108 118V117H107ZM117 118V117H116ZM123 118H125V117H123ZM147 118H149V117H147ZM229 118V117H228ZM84 119V118H83ZM88 119V118H87ZM93 119V118H92ZM121 119V118H120ZM126 119H128V118H126ZM125 119V120H126ZM137 119V118H136ZM135 119V122L137 121V122H139L138 123V125H139V127H137V128H141V130L143 131V133L145 134V133H147V132H149L150 130H152V129H154L156 126H157V124H156V126L154 125V123H153V121H152V119L150 118V119H147L146 121L145 120H143V121H140V120H142V119H139V120H136ZM205 119V118H204ZM211 119V118H210ZM226 119V118H225ZM252 119V118H251ZM7 120V119H6ZM9 120V119H8ZM19 120V119H18ZM30 120V119H29ZM40 120H41V117H40ZM80 120V119H79ZM89 120H91L90 118H89ZM105 120V119H104ZM124 120V121H125ZM160 120V119H159ZM158 120V121H159ZM190 120V119H189ZM192 120V119H191ZM232 120V119H231ZM3 121H5V120H3ZM13 121V120H12ZM84 121V120H83ZM96 121V120H95ZM100 121V120H99ZM103 121V120H102ZM167 121V120H166ZM0 122H1V120H0ZM9 122V121H8ZM16 122V121H15ZM18 122V121H17ZM78 122V121H77ZM85 122V121H84ZM97 122V121H96ZM110 122H111V120H110ZM120 122V121H119ZM121 122H123V121H121ZM128 122V121H127ZM134 122V121H133ZM134 122V123H135ZM187 122H190V121H187ZM48 123V124H49ZM108 123V122H107ZM112 123V122H111ZM129 123H130V121H129ZM165 123V122H164ZM168 123H170V122H168ZM173 123H171V124H173ZM191 123H192V121H191ZM3 124V123H2ZM1 123H0V125H2ZM17 124V123H16ZM28 124V123H27ZM47 124V125H48ZM85 124H86V122H85ZM101 124H102V122H101ZM109 124V123H108ZM113 124V123H112ZM119 124V123H118ZM127 124V123H126ZM133 124V123H132ZM194 124V123H193ZM197 124V123H196ZM207 124V123H206ZM6 125V124H5ZM5 125H3V126H5ZM19 125V124H18ZM39 125H40V123H39ZM56 125H54V128L56 127ZM73 125H75V123H73ZM72 125V127H74ZM98 125V124H97ZM104 125H106V124H104ZM103 125V126H104ZM136 125V124H135ZM166 125V124H165ZM37 126V125H36ZM44 126V125H43ZM85 126V125H84ZM86 126H87V124H86ZM108 126V125H107ZM120 126V125H119ZM124 126V125H123ZM192 126V125H191ZM206 126V125H205ZM220 126V125H219ZM53 127V126H52ZM65 127V125L63 126V128ZM67 127H68V125L65 127V129H67ZM114 127H115V125H114ZM171 127V126H170ZM187 127V126H186ZM19 128V127H18ZM31 128V127H30ZM47 128H48V126H47ZM49 128H51V127H49ZM54 128H53V130H54ZM69 128V127H68ZM116 128V127H115ZM169 128V127H168ZM191 128V127H190ZM34 129V128H33ZM52 129V128H51ZM76 129V128H75ZM109 129V128H108ZM108 129L107 130H105V131H108ZM111 129V128H110ZM171 129V128H170ZM187 129V128H186ZM192 129H194V127H192ZM196 129V128H195ZM229 129V128H228ZM70 130V129H69ZM72 131H74V129L72 128L71 129ZM70 130V132H72ZM100 130V129H99ZM118 130V129H117ZM117 130H116V132H113V136H114V133H116L115 135H117L118 134V132H117ZM180 130V129H179ZM232 130V129H231ZM24 131H26V130H24ZM28 131H29V129H28ZM105 131H103V133L105 132ZM172 131V130H171ZM176 131V130H175ZM187 131V130H186ZM200 131V132H199ZM199 131H197V130H195V131H193L192 130V132H188L187 133V135H185V136H177V137H173V139H172V141L170 142V145L168 146V147H163L162 148V150H161V147L160 146H158V147H156V146H154L153 144H151V146H149L148 148V157H149V160H150V164L148 165V167L146 168V172H144L143 173V171H142V168L139 166V161H141L143 158H144V146H142V148H141V145H144V144H140L139 145V147H138V151H137V153L134 155V156H132V153H135V152H132L133 150H132V146L130 147V146H127V147H121V146H119V145H117V147H113V145H112V147H110V148H113L112 150H113V153H114V151H117V152H120V155L121 156H125V159H127V158H129V157H132L133 159H135L136 160V164L138 165V167H133V168H135V169H132L131 170V173L126 177V180L128 179L129 181H130V183L127 185V187L126 186H123V181H122V183L121 182H119V179H118V182L116 183V184H113V190L110 188V187H108L107 186V184H105L103 181H100V179L99 178H97V180H96V178L93 176V175H95L92 171H93V169H90V171H91V173L93 174L92 176L93 177H91V178H93V179H89V177H85L84 179L86 180V179H88L89 180V184L91 185L90 186V188H89V186H88V188H84V187H87V185H88V183L86 182V186H84L83 188H82V186H80L81 187V189H82V191H80V195H82V200L80 201L79 199H77L76 201H78L79 202V204H78V206L80 205V208L82 209L81 211H83V213L85 214V216H87L88 218H90L91 217V221L90 222H87V221H82L81 220V217L79 218V216H76V217H74V218H71L70 216H66L65 218H61L62 220H61V222L59 223L60 225H62V224H64L65 225V223H68V224H70V225H67V226H71L70 228L69 227H67L66 225V227L69 229H67V228H65L64 230H68V232L66 231H64V233H60V232H58V231H56L57 232V235H58V233H60L59 235H58V244H59V246H60V248H61V250L62 251H64V253H66L67 251H69V248H71L72 247V251H73V254H75L74 255V257H72L71 255H73V254H71L72 253V251H71V253H69V254H71L70 256H71V258H69V259H72L71 261H73L74 262V264H82L83 262L85 263V264H162V263H158V259H156V246H159L160 244H161V242L164 240V239H166V240H168V238H170V239H172V238H176V240L178 241V243H180L181 242V244H183L186 240H188L189 239V237H191V238H195V243L196 244H192V245H190V246H192L191 247V250H194L195 251V253L194 254H197V257H194V259H199L200 260V258L201 257H203V258H205L206 257V255L205 254H209V247L207 248V246L206 245H208V243H210L211 245H212V243L213 244H217L218 242L217 241H215V239L213 240V241H201V243H200V232L202 233L201 234V236L204 234L203 233V229H201V231H200V227H202V225L204 224V222L202 221V218H201V220H200V215H197L196 213H200V210H197V206H196V203H200V198H199V194H200V191H201V189H200V186L199 187H197L196 185H195V182L197 183V182H199L200 181V176H202V175H200V174H205V173H207V172H205L204 170H205V168H204V162H206V161H204L203 163L201 162V160H200V153L198 152V149L200 150V148H198V147H200V143L201 144H204V143H202L203 141H201L200 142V140H199V142H197L198 143V145H192V146H190L189 144H188V142L191 140V141H193L192 139L193 138H195V137H197V136H199V134L201 133V131L202 130H200L199 129ZM42 131H40V129L37 131V132H31L32 134H31V139L32 140H35L36 142H38V143H41V142H43V140L45 139L46 140V137H44V135H42V133H41ZM98 132V131H97ZM122 132V131H121ZM174 132V131H173ZM264 132V131H263ZM49 133V132H48ZM82 133V132H81ZM90 133H92V131L90 132ZM94 133V132H93ZM108 133V132H107ZM120 133V132H119ZM53 134V133H52ZM88 134V133H87ZM97 134V136H98V133H96ZM124 134V133H123ZM128 134V133H127ZM127 134H125V135H127ZM140 134V133H139ZM185 134V133H184ZM192 134L194 135V136H192ZM27 135H29V132L27 133ZM47 135H51V134H47ZM74 135V134H73ZM81 135V134H80ZM85 135V134H84ZM83 135V136H84ZM92 135H95V134H92ZM91 135V136H92ZM105 135V134H104ZM107 135V134H106ZM180 135V134H179ZM201 135V134H200ZM203 135H204V133H203ZM231 135V134H230ZM229 135V136H230ZM45 136H46V134H45ZM82 136V137H83ZM90 136V137H91ZM109 136V135H108ZM146 136V135H145ZM202 136V135H201ZM200 136V137H201ZM260 136V135H259ZM13 137V136H12ZM30 137V136H29ZM61 137V136H60ZM76 137V136H75ZM96 137V136H95ZM111 137V136H110ZM110 137H108V138H110ZM125 137V136H124ZM144 137V136H143ZM208 137V136H207ZM62 138V137H61ZM73 138V137H72ZM105 138H107V137H105ZM120 138H122V137H120ZM119 138V139H120ZM202 138V137H201ZM230 138V137H229ZM21 139H24V137L23 138H21ZM25 139H27V138H25ZM47 139H49L48 137H47ZM56 139H57V137H56ZM116 139V138H115ZM118 139V140H119ZM123 139V138H122ZM121 139V140H122ZM143 139V138H142ZM205 139H206V137H205ZM208 139V138H207ZM226 139V138H225ZM11 140V139H10ZM28 140V139H27ZM54 140V139H53ZM62 140H63V138H62ZM79 140V139H78ZM90 140L92 141V138H90ZM95 140V139H94ZM108 140H110V139H108ZM111 140H113V137H112V139ZM126 140H128V138H125L122 142H125ZM170 140V139H169ZM204 140V139H203ZM209 140V139H208ZM21 141H23L24 142V140H21ZM31 141V140H30ZM47 141V140H46ZM81 141V140H80ZM85 141H87V140H85ZM102 141H104V140H102ZM101 141V142H102ZM191 141H190V143H191ZM204 141H206V140H204ZM6 142H8V140H6ZM26 142V141H25ZM53 142V141H52ZM59 141H57V143H58ZM89 141H87V143H88ZM107 142V141H106ZM111 142V141H110ZM115 142V141H114ZM114 142H112L113 144H115ZM119 142V141H118ZM166 142V141H165ZM4 143V142H3ZM9 143V142H8ZM13 143V142H12ZM27 143H29V141H27ZM97 143V142H96ZM138 143V142H137ZM164 143V142H163ZM206 143V142H205ZM31 144V143H30ZM63 145L65 144V143H62ZM74 144V143H73ZM89 144H92V143H89ZM119 144H121V143H119ZM123 144H125V143H123ZM160 144V143H159ZM196 144V143H195ZM20 145V144H19ZM57 145V144H56ZM59 145H60V143H59ZM66 145V144H65ZM98 145V144H97ZM96 145V146H97ZM104 145V144H103ZM107 145V144H106ZM105 145V146H106ZM138 145V144H137ZM206 145V144H205ZM13 146V145H12ZM38 146V145H37ZM60 146H62V145H60ZM67 146H69V145H67ZM93 146H94V144H93ZM102 146V145H101ZM123 146V145H122ZM161 146H163V145H161ZM202 146H204V145H202ZM201 146V147H202ZM28 147H31L32 148V145H28ZM46 147V146H45ZM44 147V148H45ZM64 148H67L66 146H63ZM63 147H62V149H63ZM88 147V146H87ZM86 147V148H87ZM104 147V146H103ZM109 147V146H108ZM130 147V148H129ZM10 148V147H9ZM12 148V147H11ZM17 148V147H16ZM26 148V147H25ZM44 148H43V150H44ZM59 148V147H58ZM70 148V147H69ZM85 148V149H86ZM91 148H93V147H91ZM38 149H39V147H38ZM37 149V150H38ZM48 149V148H47ZM61 149V148H60ZM192 149V150H191ZM11 150V149H10ZM19 150V149H18ZM20 150H22L21 148H20ZM40 150V149H39ZM49 150V149H48ZM50 150H51V148H50ZM49 150V151H50ZM63 150H66V149H63ZM62 150V151H63ZM73 150V149H72ZM89 150H90V148H89ZM94 150V149H93ZM105 150H107V148H104V150L103 151H105ZM110 150V149H109ZM137 150V149H136ZM46 153L47 152H49V151H47V150H44ZM43 151V152H44ZM101 151V150H100ZM1 152V151H0ZM7 152H9V151H7ZM41 152V151H40ZM43 152H41V154H43ZM64 152V151H63ZM62 152V153H63ZM85 152V151H84ZM11 153V152H10ZM20 153V152H19ZM55 153V152H54ZM53 153V154H54ZM64 153H66V152H64ZM109 153V152H108ZM254 153V152H253ZM256 153V152H255ZM1 155H2V153H0ZM23 154V153H22ZM56 154V153H55ZM68 154V153H67ZM88 154V153H87ZM91 154V153H90ZM97 154V153H96ZM96 154H94V155H96ZM104 154V153H103ZM116 154V153H115ZM119 153H117V155H118ZM0 155V156H1ZM3 155H5L6 156V153H3ZM43 155H45V154H43ZM61 155V154H60ZM64 155V154H63ZM63 155H61V156H63ZM66 155V154H65ZM108 155V154H107ZM120 155H118V157H121ZM204 155V154H203ZM256 155V154H255ZM8 156H11V154L10 155H8ZM24 156V155H23ZM50 156H52V155H50ZM59 156V155H58ZM87 157L88 156H91V155H86ZM93 156V155H92ZM91 156V157H92ZM106 156V154L104 155V157ZM116 156V155H115ZM235 156V155H234ZM26 159L25 160H30L29 161V163H30V165H31V163H33V164H39V165H37V166H40L41 167V169L39 170V167H38V171L40 172H46V173H48L49 174V176L51 177L50 178V180L49 181H51V183H49L50 184V186L48 185V183L47 182H49V181H47L46 180V183L47 184H45V183H43V185L45 184V186L46 187H51L50 189H52V187L53 186H56L55 184H53L54 182L55 183H57L56 182V178H58L56 175L57 174H60V171L59 170H57L56 169V167H57V165H55L54 167L52 166V164L50 165V164H47V163H45V161L46 160H44V159H42V157H45V156H41L40 155V153H39V151L37 152L36 150H29V151H27V153H26ZM66 157H67V155H66ZM66 157H64V158H66ZM110 157V156H109ZM187 159H186V158ZM54 158H57V157H53V159ZM61 158V157H60ZM68 158V157H67ZM95 158V157H94ZM206 158H207V156H206ZM205 157H204V160L206 159ZM51 159V158H50ZM102 159H104V158H102ZM182 159H186L184 162H185V164H183L182 165V163H184V162H182ZM0 160L2 161V160H7V161H9V163H11V164H9L7 161H4V163L6 162V163H8L9 165H7L6 163H5V167L6 166H11V165H13V159L11 160V157L10 158H4V157H0ZM16 160H19V159H16ZM21 160V159H20ZM58 160H60L59 159V157H58ZM66 160V159H65ZM67 160H69V159H67ZM95 160V159H94ZM93 160V161H94ZM99 160H101V159H99ZM123 160V159H122ZM129 160H130V158H129ZM233 160V159H232ZM1 161H0V164H1ZM10 161H13V162H10ZM52 161V160H51ZM106 161V160H105ZM107 161H110V160H107ZM106 161V162H107ZM117 160H115V162H116ZM202 161H203V158H202ZM19 162V161H18ZM17 162V163H18ZM21 162V161H20ZM47 162H49V161H47ZM54 162H56V161H54ZM60 162H62V161H60ZM92 162V161H91ZM95 162V161H94ZM128 162V161H127ZM133 162V161H132ZM3 163V162H2ZM26 163V162H25ZM96 163V162H95ZM102 163V162H101ZM202 163V164H201ZM246 163H248V162H246ZM20 164V163H19ZM56 164V163H55ZM71 164V163H70ZM104 164V163H103ZM102 164V165H103ZM106 164V163H105ZM111 164H113V162H111ZM116 164V163H115ZM114 164V165H115ZM201 164V165H200ZM250 164V163H249ZM15 165V164H14ZM13 165V166H14ZM23 165H25V164H23ZM26 165H28V163H26ZM29 165V166H30ZM90 165V164H89ZM88 165V166H89ZM96 165H98V166H100L99 165V163L98 164H96ZM120 165V164H119ZM122 165H123V163H122ZM136 165V166H137ZM205 165H207V164H205ZM18 166V165H17ZM22 166V165H21ZM31 166H33V165H31ZM31 166H30V168H31ZM60 166V165H59ZM93 166V165H92ZM104 166V165H103ZM112 166V165H111ZM0 167H3V166H0ZM16 167V166H15ZM206 167V166H205ZM207 167H209V166H207ZM250 167V166H249ZM6 168H8V167H6ZM25 168V167H24ZM27 168V167H26ZM25 168V169H26ZM58 168V167H57ZM60 168V167H59ZM58 168V169H59ZM102 168H104V167H102ZM118 168H120V167H118ZM126 168V167H125ZM2 169H4V168H1V170ZM9 169V168H8ZM14 169V168H13ZM20 169H22L23 170V168H20ZM37 169V168H36ZM36 169H35V172L37 173V171H36ZM60 169H62V168H60ZM100 169V168H99ZM98 169V167L95 169V171L97 170H99ZM110 169V168H109ZM230 169V168H229ZM263 169V168H262ZM7 170V169H6ZM30 170H32V169H30ZM66 170V169H65ZM104 170V169H103ZM105 170H106V165H105ZM208 170H209V168H208ZM23 171H25V170H23ZM59 171V172H58ZM100 171V170H99ZM110 170H108V172H109ZM238 171V170H237ZM1 172V171H0ZM8 172V171H7ZM22 172V171H21ZM33 172V171H32ZM62 172L63 171H61V174H62ZM66 172V171H65ZM89 172V171H88ZM112 172V171H111ZM123 171H121V173H122ZM127 172H128V170H127ZM126 172V173H127ZM202 172H205V173H202ZM247 172V171H246ZM5 174H6V172H4ZM13 173H14V171H13ZM26 173H27V171H26ZM87 173V172H86ZM104 173V172H103ZM106 173H107V170H106ZM234 173V172H233ZM240 173V172H239ZM1 174H3V173H1ZM15 174V173H14ZM100 173H98V175H99ZM108 174H110V173H108ZM112 174V173H111ZM110 174V175H111ZM210 174V173H209ZM250 174V173H249ZM249 174H247V176L249 175ZM8 175V174H7ZM33 175H35V173L33 174ZM37 175V174H36ZM39 175H42V176H40V177H42L41 179H43V178H45L46 176L43 174V173H41V174H39ZM45 177H44V176ZM47 175V174H46ZM86 175V174H85ZM87 175H91L90 174V172L87 174ZM97 175V174H96ZM95 175V176H96ZM97 175V176H98ZM101 175V174H100ZM225 175V174H224ZM2 176H4V175H2ZM61 177V176H60ZM67 177V176H66ZM101 177V176H100ZM104 177V176H103ZM112 177V176H111ZM226 177V176H225ZM230 177V176H229ZM246 177V176H245ZM31 178V177H30ZM95 178V179H94ZM204 178V179H203ZM203 180H206L205 179V177L203 176ZM207 178H208V176H207ZM34 179H36V178H34ZM49 179V178H48ZM103 179H105V178H103ZM209 179V178H208ZM246 179V178H245ZM57 180H60V178L59 179H57ZM111 180V179H110ZM124 180V179H123ZM128 180H127V182H128ZM214 180H216V179H214ZM213 180V181H214ZM247 180V179H246ZM31 181V180H30ZM91 181V182H90ZM40 182V181H39ZM43 182H45V181H43ZM63 183H64V186L62 187V188H64L65 187V182L64 181H62ZM93 182V183H92ZM113 182V181H112ZM206 182H208V181H206ZM244 182V181H243ZM204 183V182H203ZM209 183V182H208ZM214 183V182H213ZM233 183V182H232ZM58 184H60L61 185V182H58ZM201 184H202V182H201ZM48 185V186H47ZM206 185H208V184H206ZM210 185V184H209ZM245 185V184H244ZM243 185V186H244ZM1 186V185H0ZM28 186V185H27ZM30 186V185H29ZM59 186V185H58ZM69 186V185H68ZM126 187V189H125V191H124V195H128V197L130 198V201L128 202V203H126V204H124L125 202L123 201V199H122V192H123V190L121 189V187ZM7 187V186H6ZM12 187H14V186H12ZM34 187V186H33ZM42 187V186H41ZM45 187V188H46ZM217 187V186H216ZM230 187V186H229ZM26 188V187H25ZM57 188V187H56ZM66 188H67V186L64 188V190H66ZM70 188V187H69ZM77 188V187H76ZM208 188V187H207ZM59 189V188H58ZM80 189V190H81ZM12 190V189H11ZM48 190V189H47ZM217 190V189H216ZM15 191V190H14ZM54 191V190H53ZM60 191H61V189H60ZM70 192L71 191V193H72V190H70V189H67L66 190V192ZM203 191V190H202ZM230 191V190H229ZM37 192V191H36ZM36 192H35V194H36ZM46 192V191H45ZM62 193H63V191H61ZM65 192V191H64ZM65 192V194L67 195V193ZM33 193V192H32ZM51 193H53L52 191H51ZM62 193H60V194H62ZM79 193V192H78ZM82 193V194H81ZM201 193H203V192H201ZM8 194V193H7ZM11 194H14V192L13 193H11ZM22 194H23V192H22ZM4 195H5V193H4ZM19 196V195H18ZM17 196V197H18ZM30 196V195H29ZM39 195H36L35 196V198L36 197H38ZM62 196V195H61ZM60 196V197H61ZM20 197V196H19ZM31 197V196H30ZM60 197H58V198H60ZM14 198H15V196H14ZM28 198V197H27ZM45 198V197H44ZM3 199V198H2ZM17 199H19V198H17ZM38 199V198H37ZM46 200V199H45ZM47 200H50V199H47ZM46 200V201H47ZM52 200V199H51ZM48 201V202H46V204H44V205H48V209H52V208H50V205H49V203H52V201ZM60 200V199H59ZM66 200V199H65ZM69 200V199H68ZM198 200H200V201H198ZM209 200H211V202H214L215 204H216V209H218L220 206H223V205H219V204H221V200H220V202H219V200L217 199V197H211ZM33 201V200H32ZM35 201V200H34ZM63 201V200H62ZM75 201V200H74ZM74 201H72V202H74ZM38 202V201H37ZM41 202V201H40ZM131 202V203H130ZM208 202V201H207ZM16 203V202H15ZM63 203V202H62ZM64 203H66L67 204V206L68 207H70L71 205H74V204H72L71 202H64ZM57 204V203H56ZM207 204V203H206ZM205 204V205H206ZM208 204H212V203H208ZM207 204V205H208ZM261 204V203H260ZM52 205H53V203H52ZM136 205L137 206H139L138 208H136ZM36 206V205H35ZM59 206H61V204L59 205ZM74 206H77V204L76 205H74ZM73 206V207H74ZM36 207H38V206H36ZM36 207H34L35 208V211H37L38 209L36 208ZM41 207V206H40ZM65 207H66V205H65ZM200 207V206H199ZM214 207V206H213ZM45 208V207H44ZM56 208V207H55ZM67 208V207H66ZM30 209V208H29ZM61 209V208H60ZM199 209V208H198ZM214 209V208H213ZM216 209H215V211H216ZM221 209H222V207H221ZM220 209V210H221ZM16 210V209H15ZM33 210V209H32ZM42 210V209H41ZM53 210H55V209H53ZM219 210V211H220ZM223 210V209H222ZM44 211H47V210H44ZM56 212H57V209L55 210ZM218 211V210H217ZM218 211V212H219ZM18 212H19V210H18ZM18 212H14L15 214H13L12 212V216H11V218L10 219H7V218H5V219H3V221L1 220V218H4V214H3V216H1L0 217V222L2 223L1 225L2 226H0V227H3L4 225H11V224H18L20 227H21V229H19V231H20V233H21V231H22V234H27V236L28 237H35L36 236V229H30L29 230V228L27 229V226H29V224L28 223H26V221H24L23 219H22V216L23 215H21L20 216V213H18ZM39 212H40V210H39ZM42 212V211H41ZM76 212V211H75ZM196 212V213H195ZM205 212V211H204ZM213 212V211H212ZM217 212V213H218ZM4 213H7V212H4ZM42 213H44V212H42ZM47 213V212H46ZM48 213H51V211L49 212L48 211ZM47 213V214H48ZM157 213V214H156ZM195 213V214H194ZM21 214H23V213H21ZM30 214H31V212H30ZM84 214H83V217H84ZM191 214H193L194 216H193V219L192 220H187V218L189 217V215H191ZM206 214V213H205ZM227 214V213H226ZM43 215V214H42ZM56 215V214H55ZM219 215V214H218ZM224 215V214H223ZM222 215V216H223ZM9 216H10V214H9ZM39 216L41 217V214H39ZM44 216V215H43ZM48 216V215H47ZM82 216V215H81ZM219 216H221V215H219ZM227 216V215H226ZM7 217H8V215H7ZM25 217H27V215L25 216ZM24 217V218H25ZM46 217V216H45ZM45 217H41V218H43V220H44V218ZM57 217V216H56ZM195 217V218H194ZM218 217V216H217ZM49 218V217H48ZM205 218V217H204ZM213 218L215 219V217L213 216ZM53 219V218H52ZM84 219V218H83ZM208 219V218H207ZM225 219V218H224ZM28 220V219H27ZM31 220H33V219H31ZM40 220H42V219H39V221ZM43 220H42V222H43ZM47 220V219H46ZM87 220H89V219H87ZM170 220V221H169ZM179 220H181V221H179ZM222 220V219H221ZM6 221V222H5ZM59 221V220H58ZM179 221V222H178ZM32 222V221H31ZM34 222H36V221H34ZM54 222V221H53ZM94 222V223H93ZM117 222V223H116ZM226 220H222V223L221 224H219V225H211L212 227H208V228H211V229H214L215 231H216V233H223L224 234V232H226L227 231V228H226ZM41 223V222H40ZM49 223V222H48ZM213 223V222H212ZM42 224V223H41ZM218 224V223H217ZM229 224V223H228ZM43 226V225H42ZM102 226H104V229H102L103 227ZM19 227V228H20ZM41 227V226H40ZM45 227V226H44ZM58 227V226H57ZM56 227V228H57ZM64 227V226H63ZM63 227H62V229H63ZM190 228V229H189ZM12 229V228H11ZM15 229V228H14ZM187 229H189V230H187ZM211 229H210V231H211ZM9 230H10V228H9ZM13 230V229H12ZM26 230V231H25ZM56 230H61V228L60 229H56ZM206 230V229H205ZM1 231H3V229H1ZM5 231H7V230H5ZM15 232L12 234V236H15L16 235V232L18 231V229L17 230H14ZM18 231V232H19ZM38 231V230H37ZM207 231V230H206ZM4 232V231H3ZM17 232V233H18ZM63 232V231H62ZM205 232V231H204ZM260 232V231H259ZM2 232H0V234H1ZM9 233V232H8ZM7 233V235H9ZM4 234H6V233H4ZM4 234H2L3 236H4ZM62 234H64V235H62ZM83 235V236H82ZM205 235V234H204ZM203 235V236H204ZM257 235V234H256ZM1 236V235H0ZM6 236V235H5ZM25 236V235H24ZM208 236V235H207ZM258 236V235H257ZM2 237V236H1ZM0 237V239H1V241H2V238ZM20 237H22V236H20ZM4 238H7V237H4ZM10 238V237H9ZM24 238V237H23ZM256 238V237H255ZM25 239H26V237H25ZM9 240V239H8ZM11 240V239H10ZM0 241V242H1ZM21 241V240H20ZM24 241V240H23ZM30 241V239H28V242ZM246 241V240H245ZM255 241V240H254ZM183 242V243H182ZM194 242V241H193ZM215 242V243H214ZM253 242V241H252ZM4 243H6L5 241H4ZM3 243V244H4ZM14 243V242H13ZM18 243V242H17ZM1 244H2V242H1ZM180 244V245H181ZM209 244V245H210ZM232 244V243H231ZM7 245H9V244H7ZM156 245V246H155ZM170 245V244H169ZM173 245V244H172ZM180 245H178V246H180ZM3 246V245H2ZM10 246V245H9ZM12 246V245H11ZM10 246V247H11ZM176 246H177V244H176ZM175 245H173L172 247L170 246L169 248L168 247H166L163 251L164 252H167V253H169L170 255H172V257L170 258V260L167 262L166 261V263L165 264H193L192 263V259L193 258H190L189 259V261H187V262H185V260L183 261L182 259H180L179 260V255H181L182 253L179 251V250H177V248H175L176 247ZM220 246V245H219ZM226 246V245H225ZM9 247V248H10ZM188 247H189V245H188ZM229 247V246H228ZM1 248V247H0ZM3 248V247H2ZM8 248V249H9ZM163 248V247H162ZM183 248L184 247H182V250H183ZM238 248V247H237ZM4 250H6L5 249V247L3 248ZM15 249L16 248H14V251H15ZM179 249V248H178ZM229 249V248H228ZM19 250V249H18ZM187 250H189V249H187ZM10 251H11V249H10ZM9 251V252H10ZM162 251V252H163ZM186 251V250H185ZM8 252V253H9ZM11 252H13V251H11ZM15 252H19V251H15ZM15 252H14V254H15ZM80 252H82L81 253V255H83V254H85L86 256H82V257H79V256H81V255H79V256H77L78 254H80ZM182 252H184V250L182 251ZM218 253H216V254H212L213 256V258H211V260H213L212 262H214L213 264H235L236 263V261H237V256L238 255H236L235 254V252H234V254L233 255H230V254H228V250L224 247V248H221V250L220 251H217ZM239 252V251H238ZM4 253V252H3ZM62 253V252H61ZM167 253H165L166 255H167ZM187 253V252H186ZM185 253V254H186ZM230 253H232L231 251H230ZM24 254V253H23ZM27 254V253H26ZM204 254V255H203ZM241 254V253H240ZM42 255V254H41ZM61 255V256H60ZM59 256H58V258H56V260H54V261H56V263L57 264H66V262H67V257L64 255V254H60ZM188 257H189V255H188V253L186 254ZM193 255V254H192ZM1 256V255H0ZM10 256V255H9ZM124 256V257H123ZM183 256V255H182ZM264 256V255H263ZM26 257V256H25ZM39 257H41V256H39ZM68 257H69V255H68ZM87 257V258H86ZM121 257H123V258H121ZM161 257V256H160ZM188 257H187V259H188ZM241 257V256H240ZM42 258V257H41ZM242 258V257H241ZM1 259V258H0ZM31 259V258H30ZM35 259V258H34ZM82 259V260H81ZM123 259V260H122ZM184 259V258H183ZM186 259V258H185ZM240 259V258H239ZM8 260H10V259H8ZM37 260V259H36ZM182 260V261H181ZM208 260H210V259H208ZM242 260V259H241ZM2 261V260H1ZM5 261H7V260H5ZM35 261V260H34ZM83 261V262H82ZM8 262V261H7ZM6 262V263H7ZM16 262H17V260H16ZM19 262V261H18ZM37 262H38V260H37ZM42 262V261H41ZM41 262H39L38 264H40ZM72 262V263H73ZM183 262V263H182ZM199 262V261H198ZM240 262H242V261H240ZM43 263V262H42ZM0 264H1V262H0ZM4 264V263H3ZM34 264V263H33ZM44 264H45V262H44ZM259 264V263H258Z\"/></svg>","mask_w":264,"mask_h":264},{"label":"built area","instance_id":"obj_3","mask_svg":"<svg viewBox=\"0 0 264 264\" xmlns=\"http://www.w3.org/2000/svg\"><path fill=\"white\" fill-rule=\"evenodd\" d=\"M137 5L138 8L135 13L136 25L133 22L131 24L133 26L130 29H178V27L182 29L184 27V21H181L180 17L176 20L172 18H160L155 11L156 9H150L153 5H148V0H138ZM146 41H148V37Z\"/></svg>","mask_w":264,"mask_h":264}]
</instances>
